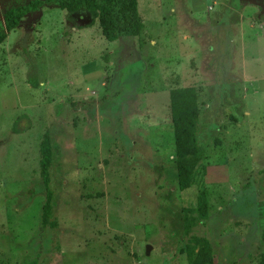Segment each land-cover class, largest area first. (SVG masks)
<instances>
[{
  "label": "rangeland",
  "instance_id": "rangeland-1",
  "mask_svg": "<svg viewBox=\"0 0 264 264\" xmlns=\"http://www.w3.org/2000/svg\"><path fill=\"white\" fill-rule=\"evenodd\" d=\"M30 1L0 0V264H192L204 241L209 264H264V0H138L141 34L114 41L55 3L7 31ZM185 86L205 152L180 190L170 90Z\"/></svg>",
  "mask_w": 264,
  "mask_h": 264
},
{
  "label": "trees",
  "instance_id": "trees-1",
  "mask_svg": "<svg viewBox=\"0 0 264 264\" xmlns=\"http://www.w3.org/2000/svg\"><path fill=\"white\" fill-rule=\"evenodd\" d=\"M55 3L61 9L72 13L80 9L87 10L92 22L99 21L102 35L114 41L120 37L139 36L144 28V22L138 8V0H32L28 4L8 10L5 14L7 31L16 28L21 18L43 5ZM7 33L0 31V43ZM171 121L174 131L176 149L177 180L180 190L191 187L200 170L199 165L205 150L199 143L197 122L199 104L194 86L176 87L170 90ZM52 163V144L49 132H45L40 143V171L47 187L46 201L43 206V223H47L51 214L53 192L50 190V167ZM209 206L208 192L202 188L197 195L195 211L196 218L206 219ZM192 218L184 213V232L188 235L192 228ZM211 247L204 241L198 251L187 250V257L192 264H209L208 257Z\"/></svg>",
  "mask_w": 264,
  "mask_h": 264
},
{
  "label": "crops",
  "instance_id": "crops-1",
  "mask_svg": "<svg viewBox=\"0 0 264 264\" xmlns=\"http://www.w3.org/2000/svg\"><path fill=\"white\" fill-rule=\"evenodd\" d=\"M14 93H16V94H14L15 95V101H16V99L18 98V94H17V91H16V89H14V91H13ZM19 99V98H18ZM18 99H17V102H16V104H17V106H19L20 105V102L18 101Z\"/></svg>",
  "mask_w": 264,
  "mask_h": 264
},
{
  "label": "water",
  "instance_id": "water-1",
  "mask_svg": "<svg viewBox=\"0 0 264 264\" xmlns=\"http://www.w3.org/2000/svg\"><path fill=\"white\" fill-rule=\"evenodd\" d=\"M149 249H150V246H148L147 250H149Z\"/></svg>",
  "mask_w": 264,
  "mask_h": 264
}]
</instances>
